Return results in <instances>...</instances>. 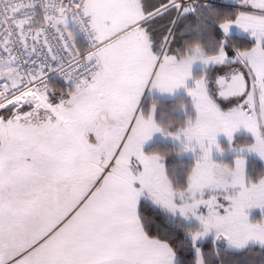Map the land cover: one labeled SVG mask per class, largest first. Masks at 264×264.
<instances>
[{
  "label": "rangeland",
  "instance_id": "obj_1",
  "mask_svg": "<svg viewBox=\"0 0 264 264\" xmlns=\"http://www.w3.org/2000/svg\"><path fill=\"white\" fill-rule=\"evenodd\" d=\"M227 1L240 9L234 19L220 25L222 32L248 34L254 46L233 59L221 50L204 60L201 47L179 58L170 44L160 52L146 45L142 28L133 26L140 14L135 0H84L103 62L94 83L62 96L28 93L6 111L0 110V264L52 260L65 264L61 213L73 214L77 200L84 196L82 202H87L100 189L94 179L99 175L97 164L100 179L107 175L110 180L126 158L131 162L124 171L136 176L141 189L163 211L199 226L188 234L196 264H204L196 245L217 238H223L224 248L232 252L264 249V179L250 185L246 181L249 157L264 164V137L240 148L222 149L218 144L223 140L226 146L238 133L256 135L264 126V14L254 11L264 4ZM235 68L244 71L247 89L224 98L218 94L216 79ZM196 70H202L199 76ZM181 94L190 101L194 121L167 134L156 121L155 105L146 99ZM243 100L257 102L259 114L244 113ZM109 107L119 118L107 117L104 122L101 109ZM187 109L184 105L176 111ZM246 116L249 120H244ZM157 139L179 146L184 156L195 159L189 190H175L161 156L144 151ZM31 140L36 143L28 151ZM59 168L66 171V182L54 180Z\"/></svg>",
  "mask_w": 264,
  "mask_h": 264
},
{
  "label": "trees",
  "instance_id": "obj_2",
  "mask_svg": "<svg viewBox=\"0 0 264 264\" xmlns=\"http://www.w3.org/2000/svg\"><path fill=\"white\" fill-rule=\"evenodd\" d=\"M165 3L166 0H148L147 6L153 10ZM177 11L173 9L168 14L149 20L147 23L150 26L152 25V32L166 38L169 28L172 26L169 24L171 17L175 20ZM238 11L239 9L235 7L217 5L209 7L208 11L189 9L184 14L181 12L172 27L168 43L173 45L179 40L177 48L180 57H183L187 50L195 46L203 47L210 55L216 54L223 48L232 57L235 55V51L229 45L222 43L223 35L218 25L225 20L234 19ZM74 39L79 44L78 39L76 37ZM229 39L238 52L251 49L254 45L253 40L249 37L232 35ZM200 72L196 71L195 75L199 76ZM48 93L52 96L66 94L55 79L51 81ZM146 100H148L147 104L155 105L156 121L167 134H175L194 121V112L190 108V101L183 94L171 99L152 97ZM184 105L188 108L184 113L176 111ZM3 111H6V109ZM258 136L259 134L255 135L252 131H247L234 135L231 142L224 143L226 146H223V140L219 141L218 144L222 149L223 147L224 149L240 148L254 144L258 140ZM34 141L31 140L30 146L26 147L28 151L35 145L36 142ZM145 151L161 156L166 175L175 190L184 191L188 188L189 178L195 167V159L182 156L179 146L162 140L154 141ZM229 158L230 155L226 157V160H229ZM214 160L220 163L225 161H220L217 158H214ZM263 176L264 164L255 157H249L246 168L247 184L259 182ZM138 214L145 234L151 239L167 243L174 253L176 264L197 263L195 247L188 234L197 231L199 229L198 225L182 222L179 218H173L167 212L144 199L139 201ZM196 246L201 251L204 264H264V249L258 247H250L240 252L228 251L224 248L223 238H217L216 241L201 242Z\"/></svg>",
  "mask_w": 264,
  "mask_h": 264
},
{
  "label": "crops",
  "instance_id": "obj_3",
  "mask_svg": "<svg viewBox=\"0 0 264 264\" xmlns=\"http://www.w3.org/2000/svg\"><path fill=\"white\" fill-rule=\"evenodd\" d=\"M222 1H225L226 3H230V4L234 3L227 0H222ZM147 2L148 0H135V7L140 14L136 19L137 22L133 26L134 27L138 26L142 28V30L145 33V35H143L141 31V34L143 36L142 39L144 40V43L149 47L151 46L150 48L152 49H158L160 52L163 49V47H165V45H166V49L169 46L168 39L171 35L172 27L174 26V23L179 15L178 14L179 11H177L178 6L176 3H174L173 0H166L165 4H161L159 5V7L152 10V8H149L147 6ZM254 3L264 4V0H256ZM83 4H84V0L82 3V7L85 10V6H83ZM173 9L177 11V17L175 20L173 19V17H171L169 24L172 26L169 28L167 37L165 38V36L163 37L161 35L159 36L157 34H154L152 32V25L150 26V24H148L147 22L154 17L163 14H168L171 11H173ZM254 9H255L254 10L255 13L264 14V8L259 7ZM186 10L189 9L187 8L184 11H182V14H184ZM221 24H219L218 26L220 31L222 32L220 28ZM222 34L228 37L232 35H236L240 37H248V34H246V36L237 34L236 30H233L232 34H226L224 32H222ZM263 43L264 41L261 43L262 48H263ZM178 44H179V40L175 42V44L170 45L171 46L170 50L173 53H176V55H178V57L180 58L177 48ZM196 47H200V46H195L189 50L192 51ZM201 48L205 51V55L207 56L204 58V60L206 59L209 60L210 58H212L211 55L208 54L203 47ZM189 50H187L186 53ZM221 50H225V49L221 48L214 55L219 54ZM248 50H252V48ZM233 58H235V56H232V58L230 57V59ZM101 63L103 66L102 61ZM196 71H202V70H196ZM238 72L244 74L243 70L239 68H235L229 74H225V75L223 74V76H218L217 79H220L221 77L229 78L230 75ZM96 78L97 77H95L94 79ZM245 78L247 82V77L245 76ZM94 79L85 86L86 87L91 86L94 83ZM216 89L217 91L221 90V88L217 85V83H216ZM153 97H158V96H153ZM242 105L251 106V108L246 112L247 113L252 112L254 114L253 104H248V102L243 100L240 103V106ZM101 110L103 111L101 117H102V121L104 122L107 117L119 118V116L115 114L116 110H113L110 107L107 110L104 109ZM243 112L246 113L245 111ZM155 118H156V108H155ZM244 120H249V117L246 116ZM148 146L144 148V151ZM104 151L105 150H103V152ZM181 152L182 149L180 153ZM109 153L110 156L113 157L114 150L113 152L109 151ZM147 154H155V153H147ZM182 156L184 155L182 154ZM82 161H84V159ZM128 162L131 161L126 158L120 165H118L121 167H116L114 173L109 178L110 180H108L107 175L104 177V179H100L101 170H99L100 165L97 164L96 166H98L97 171L99 175L94 179H96L97 183L100 182L98 184V187H100V189L98 191H93L87 202L85 201L82 202L84 196H82L80 200H77L78 202L76 203V205L78 206L73 214L70 215L72 210H68L67 212L61 213L62 215L59 217L58 224H62L61 227H63L62 240L66 253V257H64L66 259L65 264H176V259L170 246L163 241L149 238L145 234L141 226L139 214H138V205L141 199L151 202L160 209L162 208L160 204L157 205L158 202L157 203L154 202L153 199L155 198L153 196H147L145 194V192L141 189L139 185V181L137 180L135 175L132 174L129 176L128 172L124 171V167L129 165ZM61 165L62 164H60V166ZM80 174L81 176H79L78 179L80 180V185H82L83 174L81 171ZM67 177L68 176L66 174V171L62 172L61 168H59L58 171L54 173L55 181L66 182ZM263 179L264 176L261 178L259 182H262ZM92 188L93 186L89 189L88 193L92 191ZM189 188L190 187L188 186L186 190H189ZM66 196L67 193L63 196L64 201H66ZM203 197H208V196L206 195ZM175 202L177 203L178 201ZM165 212L167 211L165 210ZM172 217L179 218L174 216ZM55 263L56 262L52 260L49 264H55ZM38 264L40 263L38 262Z\"/></svg>",
  "mask_w": 264,
  "mask_h": 264
},
{
  "label": "built area",
  "instance_id": "obj_4",
  "mask_svg": "<svg viewBox=\"0 0 264 264\" xmlns=\"http://www.w3.org/2000/svg\"><path fill=\"white\" fill-rule=\"evenodd\" d=\"M174 1L179 12L221 4ZM81 5L82 0H0V109L24 94L48 90L53 79L68 90L100 74V45Z\"/></svg>",
  "mask_w": 264,
  "mask_h": 264
},
{
  "label": "water",
  "instance_id": "obj_5",
  "mask_svg": "<svg viewBox=\"0 0 264 264\" xmlns=\"http://www.w3.org/2000/svg\"><path fill=\"white\" fill-rule=\"evenodd\" d=\"M216 83L221 88L218 94L224 98L243 94L247 86L246 78L241 72L234 73L229 78L221 77Z\"/></svg>",
  "mask_w": 264,
  "mask_h": 264
},
{
  "label": "flooded vegetation",
  "instance_id": "obj_6",
  "mask_svg": "<svg viewBox=\"0 0 264 264\" xmlns=\"http://www.w3.org/2000/svg\"><path fill=\"white\" fill-rule=\"evenodd\" d=\"M1 260V259H0ZM4 264V263H3Z\"/></svg>",
  "mask_w": 264,
  "mask_h": 264
},
{
  "label": "bare ground",
  "instance_id": "obj_7",
  "mask_svg": "<svg viewBox=\"0 0 264 264\" xmlns=\"http://www.w3.org/2000/svg\"><path fill=\"white\" fill-rule=\"evenodd\" d=\"M175 25V24H174Z\"/></svg>",
  "mask_w": 264,
  "mask_h": 264
}]
</instances>
